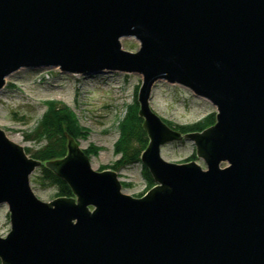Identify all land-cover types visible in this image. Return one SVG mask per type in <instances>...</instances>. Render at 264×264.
<instances>
[{
    "label": "water",
    "instance_id": "95a60500",
    "mask_svg": "<svg viewBox=\"0 0 264 264\" xmlns=\"http://www.w3.org/2000/svg\"><path fill=\"white\" fill-rule=\"evenodd\" d=\"M125 37L140 50H124ZM51 68L143 76L141 160L157 183L124 193L69 137L68 155L46 166L77 198L47 203L30 184L41 162L0 128V207L12 219L3 264H264V0H0V90L21 69ZM162 80L209 100L216 124L170 127L150 107ZM183 138L206 169L162 158Z\"/></svg>",
    "mask_w": 264,
    "mask_h": 264
},
{
    "label": "rangeland",
    "instance_id": "374dc122",
    "mask_svg": "<svg viewBox=\"0 0 264 264\" xmlns=\"http://www.w3.org/2000/svg\"><path fill=\"white\" fill-rule=\"evenodd\" d=\"M121 44L130 52L141 48V43L134 37L123 38ZM142 82L143 76L138 73L104 71L84 75L65 73L58 68L21 69L9 76L0 90V128L9 140L22 146L28 157L35 159L33 152L45 144L37 138L35 130L48 108L47 102L65 104L74 111L81 126L90 132L87 138L74 139L79 148L84 152L90 145L101 149L97 155H88L92 167L98 171L103 168L116 171L124 193L144 197L151 189L143 174L144 162L117 170L112 168L121 156L115 147L120 137L119 124L128 106L138 103L140 107L138 98ZM150 107L172 125L194 124L211 113H218L217 107L209 100L197 96L187 87L163 80L152 89ZM161 156L169 162L194 161L203 169L207 168L197 153L196 142L190 138L165 143L161 146ZM39 174L37 167L30 175L31 187L38 198L49 203L58 198V189L43 184ZM11 230V212L4 204L0 207V236H8Z\"/></svg>",
    "mask_w": 264,
    "mask_h": 264
},
{
    "label": "trees",
    "instance_id": "16d2710c",
    "mask_svg": "<svg viewBox=\"0 0 264 264\" xmlns=\"http://www.w3.org/2000/svg\"><path fill=\"white\" fill-rule=\"evenodd\" d=\"M47 106L48 108L35 130L37 138L45 141L41 148L33 152V157L41 162V165L38 166L39 179L43 184L56 186L58 189L57 197L77 198L69 183L48 168L46 164L61 160L68 155L69 137H73L77 141L80 138H87L90 132L87 128L81 126L74 111L67 105L57 101H48ZM139 110L138 103L128 106L126 115L119 124L120 137L115 147L116 152L121 156L112 165L113 169L117 170L120 167L141 162L142 154L149 146L148 133L144 128V120L139 115ZM216 122L217 114L215 113L207 115L194 124L172 125L171 122L166 121L168 125L175 126L176 130L183 134L202 132L215 125ZM99 150H101L99 147L90 145L85 153L87 155H97ZM143 174L149 188L156 185V178L146 164L143 167ZM123 185H127V183H123ZM0 264H3L1 257Z\"/></svg>",
    "mask_w": 264,
    "mask_h": 264
},
{
    "label": "bare ground",
    "instance_id": "6f19581e",
    "mask_svg": "<svg viewBox=\"0 0 264 264\" xmlns=\"http://www.w3.org/2000/svg\"><path fill=\"white\" fill-rule=\"evenodd\" d=\"M2 207H3V205H2Z\"/></svg>",
    "mask_w": 264,
    "mask_h": 264
}]
</instances>
